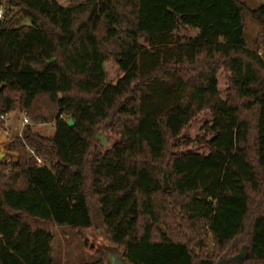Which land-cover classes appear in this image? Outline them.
Masks as SVG:
<instances>
[{"label": "trees", "instance_id": "trees-1", "mask_svg": "<svg viewBox=\"0 0 264 264\" xmlns=\"http://www.w3.org/2000/svg\"><path fill=\"white\" fill-rule=\"evenodd\" d=\"M0 8V114L55 122L51 136L26 125L5 148L17 160H0V264H55L54 225L82 231L88 264H106L86 236L97 225L131 264H264V49L245 37L252 17L264 43V0ZM204 111L202 149H188Z\"/></svg>", "mask_w": 264, "mask_h": 264}, {"label": "rangeland", "instance_id": "rangeland-1", "mask_svg": "<svg viewBox=\"0 0 264 264\" xmlns=\"http://www.w3.org/2000/svg\"><path fill=\"white\" fill-rule=\"evenodd\" d=\"M62 6H67L70 0H57ZM251 9L258 7L263 0H243ZM29 22V21H27ZM180 33H187L191 35L192 30L184 29L180 30ZM261 33L260 24L252 17H248L246 20L245 26V37L247 40L248 48L256 50L259 53H262L264 49V43L259 40ZM107 71V82H114L119 75L121 74L118 68L112 62L106 63ZM219 79V89L222 96H226L227 90V74L222 70L218 75ZM24 113L11 114L7 115L4 121H0V154L5 163L13 162L17 160V155L9 154L7 155L5 148L9 141L15 136L18 132L24 129L22 124V117ZM211 117L208 111H204L200 116L187 127L183 134L184 137L190 138L193 142L190 143L188 149H202L201 144L196 141V139L204 134L203 124ZM30 125L33 130L38 131L40 134L45 136H51L54 133L55 122H43L37 121L34 122L30 119ZM7 133V134H5ZM100 139L105 145L104 148H110L118 138L109 133L100 134ZM180 149H186V146H182ZM178 151V149H176ZM54 240L52 242V257L55 264H88L97 259L96 253L90 249L89 244L86 242L83 237L81 230L73 229L68 225H54L53 226ZM97 233L96 231H88L86 236L90 234ZM92 243L91 240H89ZM241 253V252H240ZM238 253V254H240ZM236 254V255H238ZM242 261V260H241Z\"/></svg>", "mask_w": 264, "mask_h": 264}, {"label": "water", "instance_id": "water-1", "mask_svg": "<svg viewBox=\"0 0 264 264\" xmlns=\"http://www.w3.org/2000/svg\"><path fill=\"white\" fill-rule=\"evenodd\" d=\"M75 124L74 119L72 117L69 118V125L73 126ZM2 155L0 154V160L2 159ZM163 186L165 188H170L169 176L167 167H164L163 173ZM97 233L90 234L87 236L88 240H91V245L95 247L98 251L101 252L105 259L106 264H131L128 260L124 257V251L120 249L117 245L112 244L110 239L107 237L105 232L101 229L99 225H97L96 230ZM245 256V248L242 249L241 253L236 255L234 259L240 262Z\"/></svg>", "mask_w": 264, "mask_h": 264}, {"label": "built area", "instance_id": "built-area-1", "mask_svg": "<svg viewBox=\"0 0 264 264\" xmlns=\"http://www.w3.org/2000/svg\"><path fill=\"white\" fill-rule=\"evenodd\" d=\"M2 17H3V9L0 8V19H1ZM6 116H7L6 114H0V121H4V120L6 119ZM22 124H23V126L30 124V119H29V117H28L27 115H25V114H24V116L22 117ZM16 135L22 137V135H23V130H21V131H20L19 133H17ZM30 152H31L32 155L36 156V159H37V162L39 163V165H42L43 162H44L43 159H42V157L37 156L36 153H35V151L32 150V149L30 150Z\"/></svg>", "mask_w": 264, "mask_h": 264}, {"label": "crops", "instance_id": "crops-1", "mask_svg": "<svg viewBox=\"0 0 264 264\" xmlns=\"http://www.w3.org/2000/svg\"><path fill=\"white\" fill-rule=\"evenodd\" d=\"M19 133V132H18ZM5 134H7V133H5Z\"/></svg>", "mask_w": 264, "mask_h": 264}]
</instances>
